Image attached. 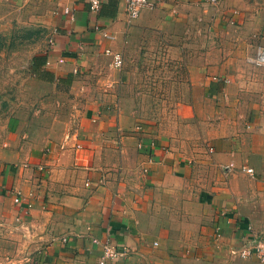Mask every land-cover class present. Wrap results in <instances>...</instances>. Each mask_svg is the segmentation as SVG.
I'll list each match as a JSON object with an SVG mask.
<instances>
[{
  "label": "crops",
  "instance_id": "obj_1",
  "mask_svg": "<svg viewBox=\"0 0 264 264\" xmlns=\"http://www.w3.org/2000/svg\"><path fill=\"white\" fill-rule=\"evenodd\" d=\"M151 3L130 19L126 0H103L98 11L90 0H55L53 41L33 57V76L76 83L132 33L169 25L228 33L230 49L191 70L174 127L137 126L109 93L72 136L56 133L45 153L0 163V264H92L107 240L122 252L108 264H264L233 254L264 239V71L247 63L264 46V0Z\"/></svg>",
  "mask_w": 264,
  "mask_h": 264
},
{
  "label": "rangeland",
  "instance_id": "obj_2",
  "mask_svg": "<svg viewBox=\"0 0 264 264\" xmlns=\"http://www.w3.org/2000/svg\"><path fill=\"white\" fill-rule=\"evenodd\" d=\"M54 6L55 0H0V163H22L26 153H45L56 133L72 136L89 105L109 93L116 97L115 108L137 126L174 127L173 104L187 94L191 70L208 66V54L215 49L219 64L230 49L228 33H213L207 26L138 30L116 52L120 67L113 55H106L79 70L76 83L47 85L35 79L31 68L33 57L52 44ZM109 82L114 91L105 90ZM207 145L200 141L194 148L205 152ZM174 206L165 208L170 217H178Z\"/></svg>",
  "mask_w": 264,
  "mask_h": 264
},
{
  "label": "built area",
  "instance_id": "obj_3",
  "mask_svg": "<svg viewBox=\"0 0 264 264\" xmlns=\"http://www.w3.org/2000/svg\"><path fill=\"white\" fill-rule=\"evenodd\" d=\"M127 1V13L130 19H136L139 17L141 10L145 7L151 6V0H126ZM103 0H90L93 10H100ZM108 55H113L114 64L117 67L121 66L122 58L118 53H113L111 50H106ZM249 64H252L256 67L264 69V46H259L256 49L254 56H249L247 59ZM79 147V146H77ZM43 169V168H39ZM249 173H253L252 169H247ZM15 202L20 204L22 202L21 194H18L15 197ZM254 244L249 246H244L241 249H233V254L239 255L243 258L255 256L260 262L264 263V239L253 240ZM121 253L118 248L112 245V242L109 240L103 243V251L101 258L98 262L92 264H108L111 261H116L121 256Z\"/></svg>",
  "mask_w": 264,
  "mask_h": 264
},
{
  "label": "bare ground",
  "instance_id": "obj_4",
  "mask_svg": "<svg viewBox=\"0 0 264 264\" xmlns=\"http://www.w3.org/2000/svg\"><path fill=\"white\" fill-rule=\"evenodd\" d=\"M41 60V59H40ZM120 131V130H119ZM132 146V145H131ZM42 176V175H41Z\"/></svg>",
  "mask_w": 264,
  "mask_h": 264
}]
</instances>
